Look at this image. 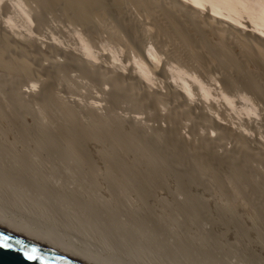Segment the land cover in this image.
<instances>
[{
    "label": "bare ground",
    "instance_id": "6f19581e",
    "mask_svg": "<svg viewBox=\"0 0 264 264\" xmlns=\"http://www.w3.org/2000/svg\"><path fill=\"white\" fill-rule=\"evenodd\" d=\"M33 1L47 14H63L70 23L80 25L88 35H93L97 25L104 20L107 7H110L108 11L115 10L122 17L128 15L129 7H134L142 16L154 21L159 33L171 36L177 42L172 55L174 62L177 60L183 64L195 58L196 64L185 66L182 74L173 69L160 72L162 61L159 52L163 50L147 47L142 51L145 56L134 61L141 78L134 72L127 78L113 75L111 84L115 96L132 98L141 103L151 102L155 107L175 102L178 109L172 112L171 120L203 118L202 128L206 132L219 133V140H228L233 151L228 150L222 155L217 146V151L215 147L213 149L215 143L211 136L189 144L177 126L165 132L157 129L153 133L134 124L112 128L106 115L94 111L86 114L87 122L83 121L80 112L58 99L56 94L60 82L69 69H79L86 77L102 83H106L109 75L104 70L87 67L83 59L70 56L64 64L52 58L44 69L47 76L44 87L50 93L41 92L33 101L34 105H40L44 110L33 122V131L42 144L35 145L33 153H24V147L30 141L31 128L22 118L30 114L29 103L22 98L32 94H20L17 85L24 78H31L36 71L26 59L31 53L29 46L23 44L17 48L20 50L13 49L7 38L0 34V93L6 85L11 87L10 104L0 105V198L3 200L0 199V211L23 216L89 245H92L90 240L98 235L99 246H92L105 249L107 243L112 242L111 252L136 264H185L197 257L198 264H223L219 261L215 263L212 254L204 252L203 243L192 248V239L185 236L184 240H180L179 230L162 241L158 235L161 230H154L159 227L160 219L147 205L157 189H167L170 176H182L176 182L181 185L179 194L184 195L185 200L177 201L178 212L189 222L196 213L208 222L223 221L228 230L237 233L238 229L237 235L241 236V231L246 230L240 225V212L244 206L242 200L232 196L210 204L201 201L194 192L196 185L204 190L216 183L227 186V180L223 181L221 175L217 176L216 183L208 179L210 166L201 158L209 153L229 175L230 185L234 182L240 189H245L244 180L239 176V170L244 171L243 175L249 178V186L256 196H245L251 204L264 200V178H256L252 164L254 159L264 162V156L255 152L264 149V134L258 133L263 140L258 138L248 142L240 137L239 130L240 127L246 128V123L242 122L239 128L232 123L233 119L240 122L245 120L244 117L257 114L258 110L247 94L258 93L264 98V0ZM18 5L27 21L32 23L31 12L24 9L25 4ZM129 32L133 40L138 38L131 29ZM82 43L88 59L98 62L101 58H98L92 43L84 39ZM113 48L111 59L114 63L121 62L119 49ZM37 61L42 63V59ZM207 62L229 68L235 77L205 81ZM155 77L163 79L157 78L161 80L164 91L153 89L157 80ZM144 107L147 106L144 104ZM151 143L164 147L167 157L177 158L182 165L181 171L176 172L170 164L162 163L151 150ZM252 149L255 153L251 152ZM99 156L109 168L108 185L116 189V195L114 201L96 206L89 190L96 189L101 181ZM43 161L67 163L69 178L75 180L80 176L88 182L87 187L70 190L53 185L48 181L47 171L42 169ZM200 166L204 169H201L202 178L198 179L195 171ZM12 188L16 192H12ZM131 192L135 193L136 200L126 208L125 216L129 223H124L119 207ZM11 198L14 202L18 199L16 206L11 205ZM29 198L39 204L40 210L49 213L51 222L31 212V206L28 212L24 209L28 207L25 200ZM141 212L144 219L139 216ZM172 219L180 228L175 214H172ZM246 220L254 245L264 249V209L257 214L246 215ZM168 255H171L170 259H166Z\"/></svg>",
    "mask_w": 264,
    "mask_h": 264
},
{
    "label": "rangeland",
    "instance_id": "374dc122",
    "mask_svg": "<svg viewBox=\"0 0 264 264\" xmlns=\"http://www.w3.org/2000/svg\"><path fill=\"white\" fill-rule=\"evenodd\" d=\"M18 4H25L24 9L31 12L32 23L27 21ZM109 8L110 7H107L105 9V18L97 25L94 34L88 35L80 25L70 23L63 14H47L33 0H0V34L7 38V41L13 49H17L23 44L29 46V51H31V53L28 54L26 59L31 68L36 71V73L33 72L34 74H32L31 78H24L17 85L20 94H32L30 97L22 98V100H26L30 106V114L26 115V117L22 116V118L25 124L31 128L30 141L24 147V153L26 151L33 153V147L42 144V141L38 139L33 131V122L44 110L40 105H34L33 101L36 95L41 92L45 94L50 93L49 90L44 87V82L47 80L44 69L48 62L52 61V58L64 64L68 62L70 56L83 59L86 61L87 67L93 66L95 69L104 70L107 75H109L106 83H102L100 80L86 77L79 69H69L60 82L59 90L56 94L58 99L70 106L74 111L80 112L83 121L87 122L88 119L86 118V114L89 111H94L99 115H106L112 128L117 126L129 127L134 124L141 130L153 133L157 129L165 132L167 129L177 126L184 139L189 144L199 141L201 138H210L211 136L214 138V140L213 138L211 139L215 143L213 149L215 147L217 151L219 148L218 151L222 155L228 150L233 151L232 144L228 142V140H219V133H213V131L206 132V130L202 128L203 118L194 117V119L183 118L171 120L172 112L178 109V104L175 102L169 101L167 105L155 107L151 102L141 103L132 98H117L115 96V91L111 84L113 75L116 74L119 78H127L128 76H133L134 72L141 78L140 74L138 75L134 61L138 60V57L143 58L145 56L142 51L147 47L150 48L151 46L159 51L163 50V52H159V57L162 61L160 72L173 69L178 74H182L185 66L196 64V59L190 58L183 64H179L176 60L175 63L172 55L175 51L177 42L173 37L163 36L161 32L159 33L154 21L148 19L146 16H142L134 7H129L127 9L128 15L124 16L122 14L123 17L115 10L108 11ZM129 29L138 35L137 39L133 40L131 38ZM82 39L92 43L94 51L98 52H96L99 55L98 58L102 60L100 59L97 60L98 62H92L88 59ZM112 47H114V50L119 49L117 52H121L118 54L121 56L122 63H114L111 59ZM10 55L13 59H17V56L14 54ZM39 59H42V63L37 61ZM9 63L12 62L9 61ZM204 70L206 71L204 80L209 82L224 80L225 78L233 79L235 77V74L229 68H222L214 62H207ZM155 78L163 80L161 77ZM160 79H154L155 83L153 89L158 92L164 91ZM137 81L141 83L138 78ZM157 81L159 82L157 83ZM156 83L158 85H155ZM34 84L36 86H34ZM213 84L215 83H212V85ZM142 86L144 87L143 84ZM10 90V86L6 85L4 87L3 91L0 93V105L10 104ZM46 90L47 92H45ZM121 95L125 96L126 94L121 93ZM247 98L256 106L258 110L257 114L260 113L258 114L259 117L257 114L251 116L250 118L252 119L244 117L246 121H240L241 123L238 119H233V121L232 119L228 120L232 121L237 128L240 127L242 122L243 124L246 123V128H239L240 137L244 140L248 142L254 139L258 140V138L259 140H263L260 135L264 134V98L258 93L247 94ZM144 104L147 107H144ZM236 117L237 115H235V118ZM236 120L238 121L236 122ZM258 133L261 134L258 136ZM150 148L155 151L162 163L170 164L176 172L181 171V162L177 158L167 157L165 148L160 144L151 143ZM254 151L255 149L251 150L252 153L259 152L260 156H264V149H257L255 152ZM33 155L35 156L36 154L34 153ZM99 158L98 172L101 175V181L96 189L89 190V195L96 206L106 201H114L116 195V189L108 185L109 168H106V165L102 162L101 158L103 157L99 156ZM201 159L210 166L208 179L216 183V179L219 178L217 176L221 175L223 181L227 180L225 183L227 186H223L222 184L217 185L216 183L215 185L213 184L210 189L204 190L199 185H196L194 189L195 194L201 201H206L210 204L217 203L219 200L228 199L232 196L236 197L238 200H242L244 206L240 212V225L244 226L246 230L241 231L242 235L238 236V229L237 233L236 231L232 232L226 228L223 221L216 223H214V221L208 222L197 213L191 222L187 221L177 209V201H184L185 196L179 194L181 185L176 182V180L182 176L175 175L169 177L167 189H157L154 198L150 201L151 203L147 205L157 213L160 219L159 227L156 226L154 230H161L158 235L161 236L162 241H166L168 237L179 230L180 240H184L185 236H187L188 239H192L194 241L190 243L192 248L195 245L203 243L204 252L211 253L215 263L219 261L223 264H264V249L254 245L255 241H252V237L248 231L249 224L246 220V215L257 214L260 209H264V200L259 204H251L245 197L255 198L256 196L249 186V178L243 175V170H239L242 174L241 175L239 172V176L244 180L243 184L246 187L245 189H240L237 183L231 182V185L228 183L229 175H226V172L217 163L214 156L209 153L203 155ZM7 162H9V159ZM252 164L257 173L256 178L262 180L264 178V162L255 161L254 159ZM42 169L47 171L48 181L57 187L65 186L72 190L83 189L88 185V182L80 176L75 180L69 178L70 170L67 163L43 161ZM201 169L203 170L204 167L202 168V166H200L197 171H195V177L198 179L202 178L201 174L203 171ZM118 183L119 182H117V184ZM11 191L16 192V189L12 188ZM0 199L2 200V198ZM135 200L136 195L134 192H131L124 197L123 203L119 207V210L122 211L121 217L124 223H129V220L125 216V210L128 205ZM15 201L18 202V199H15ZM16 202H14V198H11V205L16 206ZM164 203H167V205ZM25 204L28 206L27 208L24 207L27 212L29 206H31L33 208L31 212L41 216L42 220L51 222L49 213L46 210H40L39 204L32 198L26 199ZM243 211L245 213H243ZM172 214L176 215L177 222L181 225L180 228H178L173 221ZM139 216L144 219L143 212H141ZM213 219H216V216H214ZM57 223L61 226L60 221H57ZM72 236L74 237V235ZM90 242L92 245L99 246V236H94ZM110 244H112V242L107 243L105 249L110 250ZM170 258L171 255H168L166 259ZM198 263V257L189 262H185V264ZM144 264L153 263L147 262Z\"/></svg>",
    "mask_w": 264,
    "mask_h": 264
},
{
    "label": "water",
    "instance_id": "95a60500",
    "mask_svg": "<svg viewBox=\"0 0 264 264\" xmlns=\"http://www.w3.org/2000/svg\"><path fill=\"white\" fill-rule=\"evenodd\" d=\"M0 264H136L108 249L59 233L29 219L0 211ZM32 256L29 260L27 257Z\"/></svg>",
    "mask_w": 264,
    "mask_h": 264
},
{
    "label": "snow or ice",
    "instance_id": "6c2138e0",
    "mask_svg": "<svg viewBox=\"0 0 264 264\" xmlns=\"http://www.w3.org/2000/svg\"><path fill=\"white\" fill-rule=\"evenodd\" d=\"M7 240V237H2L0 238V248H3V247H8V245L6 244V241ZM29 260L33 259L34 257L32 256H28L27 257Z\"/></svg>",
    "mask_w": 264,
    "mask_h": 264
}]
</instances>
